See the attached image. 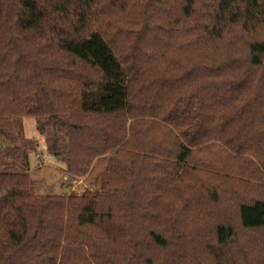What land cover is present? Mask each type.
<instances>
[{
	"label": "trees",
	"instance_id": "obj_1",
	"mask_svg": "<svg viewBox=\"0 0 264 264\" xmlns=\"http://www.w3.org/2000/svg\"><path fill=\"white\" fill-rule=\"evenodd\" d=\"M0 137V264H264V0H0Z\"/></svg>",
	"mask_w": 264,
	"mask_h": 264
},
{
	"label": "rangeland",
	"instance_id": "obj_2",
	"mask_svg": "<svg viewBox=\"0 0 264 264\" xmlns=\"http://www.w3.org/2000/svg\"><path fill=\"white\" fill-rule=\"evenodd\" d=\"M23 125L25 136L32 142L28 171L31 194H82L84 191L96 193L101 190L104 174L110 164V154L94 159L88 173L75 180L67 172L65 157L48 152L45 136L38 128V119L33 116L24 117ZM2 141L0 137V144Z\"/></svg>",
	"mask_w": 264,
	"mask_h": 264
}]
</instances>
